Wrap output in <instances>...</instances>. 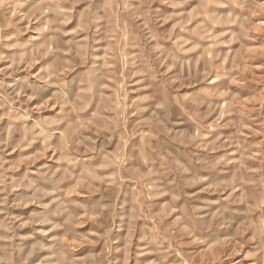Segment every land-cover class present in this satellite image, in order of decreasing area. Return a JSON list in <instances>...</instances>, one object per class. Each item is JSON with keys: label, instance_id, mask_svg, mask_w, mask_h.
<instances>
[{"label": "rangeland", "instance_id": "1", "mask_svg": "<svg viewBox=\"0 0 264 264\" xmlns=\"http://www.w3.org/2000/svg\"><path fill=\"white\" fill-rule=\"evenodd\" d=\"M0 264H264V0H0Z\"/></svg>", "mask_w": 264, "mask_h": 264}]
</instances>
